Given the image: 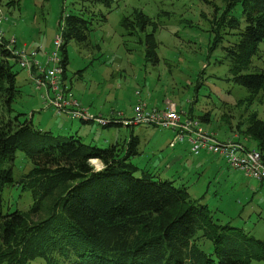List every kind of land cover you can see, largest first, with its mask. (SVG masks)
I'll use <instances>...</instances> for the list:
<instances>
[{
    "label": "rangeland",
    "instance_id": "rangeland-1",
    "mask_svg": "<svg viewBox=\"0 0 264 264\" xmlns=\"http://www.w3.org/2000/svg\"><path fill=\"white\" fill-rule=\"evenodd\" d=\"M226 7L224 0H113L111 9L88 0H0V29L9 42L14 39V47L25 55L36 51V60L45 66L55 48V38L62 35L65 17L77 14L90 20L88 43L79 45L72 41L67 47L69 65L63 81L74 98L91 109L92 114L105 119L113 117L112 121L121 126L101 127L93 122L85 124L59 116L55 109L47 108L41 98L43 91L36 90L31 82L32 68L29 71L18 63L13 72L17 73L21 94L13 105L14 112L28 119L33 115V124L41 131L75 135L83 143L99 148L109 146L105 141L112 135L124 143L134 130L140 139V155L132 159L133 164L162 180L188 187L191 198L208 206L209 216L217 224L231 226L234 229L227 231L231 236L244 243L246 237L257 248L258 242L264 241V181L248 178L214 155L195 156L189 150H173L169 147L171 132L166 129L124 127L127 126L124 118L132 116L139 101L150 106L169 105L196 119L209 114L210 122L204 126L220 139L236 137L251 150L258 149L257 142L245 131L251 119L264 121V95L252 94L234 83L233 61L226 57L223 49L229 45V36H225L218 48L212 49L215 39L212 22L216 12L220 16ZM135 10L144 12L157 24L160 59L157 64L145 58V35L152 32L153 27L146 33L135 30L132 35L122 25L125 16L134 23L135 16L131 15ZM233 15L242 21L241 5ZM262 69L264 43L251 67L242 74ZM182 145L188 147L187 143L178 147ZM93 167L98 169L100 165ZM31 168L30 160L17 152L11 164L15 183ZM137 175L142 176V173ZM15 183L2 192V213L19 211L29 224L45 220L55 197L36 203L29 191L21 190ZM206 226L189 246L192 244L197 251L211 255L213 244L207 239ZM153 231L157 233L156 225ZM31 264L47 262L36 259ZM252 264L264 263L254 261Z\"/></svg>",
    "mask_w": 264,
    "mask_h": 264
},
{
    "label": "trees",
    "instance_id": "trees-1",
    "mask_svg": "<svg viewBox=\"0 0 264 264\" xmlns=\"http://www.w3.org/2000/svg\"><path fill=\"white\" fill-rule=\"evenodd\" d=\"M88 1L94 5L104 4L109 9L113 3V0ZM224 1L226 10L220 16L216 12L212 22L215 33L212 49L218 48L225 36H229V45L223 49L226 57L233 61L234 83L252 94L264 95V69L242 74L251 67L264 43V0ZM240 5L242 21L233 15ZM133 16L134 23L125 16L122 25L132 35L135 30L146 33L153 27V31L145 35V58L157 64L160 61L157 24L142 11L135 10ZM91 25L82 15L65 17L62 81L69 65V43H88ZM227 29L230 31L226 32ZM8 45L9 41L3 35L0 41V264H31L36 259L45 260L47 264L264 263V241H259L255 248L245 236V243L234 238L227 232L234 228L217 224L209 216L208 206L191 198L188 187L162 180L133 164L132 159L140 155L139 136L132 133L124 143L117 141L99 148L83 143L75 135L41 131L33 124V115L28 119L23 114H16L13 105L21 91L17 86V73L13 72L17 61L7 49ZM167 106L152 107L165 109ZM177 111L183 118L198 121L218 142L231 140L242 144L236 138L220 139L217 133L204 126L210 122L209 114L196 119ZM120 126L112 121L107 127ZM245 133L257 142L264 164V121L251 119ZM181 143H187L193 154L188 142ZM17 152L30 160L32 168L15 183L11 164ZM93 160L102 164L100 170L93 167ZM138 172L142 176H138ZM14 183L21 190L29 191L36 203L55 197L45 220L29 224L19 211L2 213V192ZM154 225L157 233L153 231ZM206 225L209 229L207 239L213 244L211 255L197 251L192 244L189 246Z\"/></svg>",
    "mask_w": 264,
    "mask_h": 264
},
{
    "label": "built area",
    "instance_id": "built-area-1",
    "mask_svg": "<svg viewBox=\"0 0 264 264\" xmlns=\"http://www.w3.org/2000/svg\"><path fill=\"white\" fill-rule=\"evenodd\" d=\"M2 39L3 33L0 30V41ZM10 41L7 49L16 58L20 67L28 68L29 71L31 68L34 69L35 72L30 75V80L36 90L43 91L41 98L45 101L47 108L55 109L59 116L65 115L72 121L93 122L101 127H107L110 124L108 119L92 114L64 85L62 81L64 69L60 56L63 46L62 35L55 38V48L48 55L45 66L36 60V51L25 55L24 51L21 52L14 47V39ZM124 119V124L127 126H146L172 131L175 133L172 147L186 141L191 145L195 156L208 152L221 158L231 169L245 174L248 178L264 181V164L257 150H251L231 140L218 142L201 127L198 121L183 118L175 108L167 106L165 109H158L144 101H139L133 108L132 116Z\"/></svg>",
    "mask_w": 264,
    "mask_h": 264
},
{
    "label": "crops",
    "instance_id": "crops-1",
    "mask_svg": "<svg viewBox=\"0 0 264 264\" xmlns=\"http://www.w3.org/2000/svg\"><path fill=\"white\" fill-rule=\"evenodd\" d=\"M134 106V105H133ZM91 110V109H90ZM92 111V110H91ZM95 113V112H94ZM96 114V113H95ZM109 120H110V122L112 123V120L114 119L115 120V118H113V117H107ZM114 122H116V121H114ZM128 128V127H127ZM129 128H132V127H129ZM132 133H134L135 134V131L134 130H132ZM131 133V134H132ZM170 135H168L169 137H171V141H170V143L172 142V140H173V138H174V135H173V133H169ZM234 138H236V137H234ZM117 139L118 138H116V136L115 135H112V137L110 138V140H106L105 141V144H107V145H112V144H115L116 142H117ZM233 139V138H232ZM84 143H86V142H84ZM169 143V147H170V144ZM171 148V147H170ZM173 150L175 149H177V150H184V151H186V150H189L190 151V149H189V146L187 147L186 145H182L181 147H178V145L176 146V147H174V148H172ZM252 150H255V149H252ZM202 156V155H201Z\"/></svg>",
    "mask_w": 264,
    "mask_h": 264
},
{
    "label": "water",
    "instance_id": "water-1",
    "mask_svg": "<svg viewBox=\"0 0 264 264\" xmlns=\"http://www.w3.org/2000/svg\"><path fill=\"white\" fill-rule=\"evenodd\" d=\"M96 162H98L97 164H100V167H101V163H100L98 160H93V161H92V164H94V165H95V164H96ZM94 165H93V166H94Z\"/></svg>",
    "mask_w": 264,
    "mask_h": 264
},
{
    "label": "clouds",
    "instance_id": "clouds-1",
    "mask_svg": "<svg viewBox=\"0 0 264 264\" xmlns=\"http://www.w3.org/2000/svg\"><path fill=\"white\" fill-rule=\"evenodd\" d=\"M101 167H102V164H101ZM101 167H99L98 169H100Z\"/></svg>",
    "mask_w": 264,
    "mask_h": 264
},
{
    "label": "bare ground",
    "instance_id": "bare-ground-1",
    "mask_svg": "<svg viewBox=\"0 0 264 264\" xmlns=\"http://www.w3.org/2000/svg\"><path fill=\"white\" fill-rule=\"evenodd\" d=\"M98 162H96V164H97ZM98 165H100V164H98Z\"/></svg>",
    "mask_w": 264,
    "mask_h": 264
}]
</instances>
